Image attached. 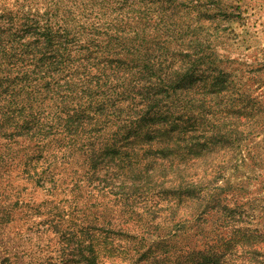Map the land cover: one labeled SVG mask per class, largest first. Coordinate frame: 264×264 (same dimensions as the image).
<instances>
[{
  "label": "trees",
  "instance_id": "1",
  "mask_svg": "<svg viewBox=\"0 0 264 264\" xmlns=\"http://www.w3.org/2000/svg\"><path fill=\"white\" fill-rule=\"evenodd\" d=\"M40 1L0 0V203L48 185L144 236L193 232L201 264H264L263 197L230 206L264 190V92L219 58L228 1Z\"/></svg>",
  "mask_w": 264,
  "mask_h": 264
},
{
  "label": "rangeland",
  "instance_id": "2",
  "mask_svg": "<svg viewBox=\"0 0 264 264\" xmlns=\"http://www.w3.org/2000/svg\"><path fill=\"white\" fill-rule=\"evenodd\" d=\"M14 1L4 0V6L16 13ZM224 1H228L225 3L232 19L230 28L221 34L219 58L231 62L227 70L237 76L246 95L257 98L264 92V0ZM77 3L79 6L80 2ZM25 12L34 14L33 10ZM82 17L79 19L83 22ZM259 147L264 148V142ZM45 157L44 154L41 159ZM53 167L59 173L63 169L59 161ZM7 185L3 183L2 187ZM237 185L233 187L236 189ZM250 185L245 194H229L231 207L234 199L241 204L257 196L264 199V190ZM47 187L20 181L18 190L15 187L5 192V200L0 203V264L202 263L203 246L193 232L164 228L144 236L130 226L122 227L123 218L118 220L117 215L68 209L69 196L62 192L51 196L44 189ZM238 246L228 240L220 244L228 252L239 251Z\"/></svg>",
  "mask_w": 264,
  "mask_h": 264
}]
</instances>
